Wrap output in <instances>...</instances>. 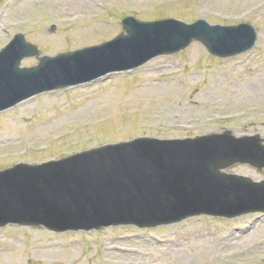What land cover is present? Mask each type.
I'll return each mask as SVG.
<instances>
[{"label": "rangeland", "instance_id": "obj_1", "mask_svg": "<svg viewBox=\"0 0 264 264\" xmlns=\"http://www.w3.org/2000/svg\"><path fill=\"white\" fill-rule=\"evenodd\" d=\"M254 1H2L0 47L22 31L46 54L114 36L122 30L120 17L128 13L144 19L168 15L212 23L249 21L258 37L250 50L229 58L210 55L193 41L176 53L151 58L126 76L112 73L38 93L0 111V167L136 134L181 137L229 126L237 135L258 132L264 137V4L246 7ZM107 15L116 21L109 24ZM51 24L53 32L48 30ZM37 59L25 56L20 64ZM97 117L100 122L95 123ZM26 143H39L41 150L18 151ZM228 170L264 177L263 168L246 163H234ZM0 264H264V214L233 219L200 215L163 228L109 227L86 235L6 225L0 227Z\"/></svg>", "mask_w": 264, "mask_h": 264}, {"label": "water", "instance_id": "obj_2", "mask_svg": "<svg viewBox=\"0 0 264 264\" xmlns=\"http://www.w3.org/2000/svg\"><path fill=\"white\" fill-rule=\"evenodd\" d=\"M203 23L204 38L197 33L191 36L202 38L218 54L238 52L253 43L250 26ZM140 25L133 44L120 34L98 51L92 48L42 57L43 64L60 59L61 63L40 67L41 62L25 70L19 80L23 92L10 103L87 79L92 69L102 72L143 62L162 47L152 48L148 25ZM16 39L24 43L21 34ZM27 45H23L25 50L10 46L20 57L29 53L26 47L32 46ZM106 148L108 152L92 149L81 156L38 165L22 163L0 171V224L40 223L55 230L121 222L153 226L196 213L235 216L264 210V179L254 182L224 170L237 161L264 167V144L258 134L235 137L224 129L185 139L138 137Z\"/></svg>", "mask_w": 264, "mask_h": 264}]
</instances>
